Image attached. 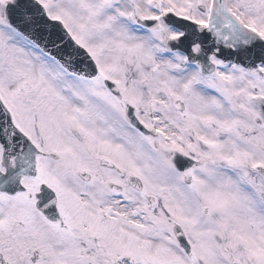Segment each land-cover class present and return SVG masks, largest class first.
<instances>
[{"label": "snow or ice", "instance_id": "6c2138e0", "mask_svg": "<svg viewBox=\"0 0 264 264\" xmlns=\"http://www.w3.org/2000/svg\"><path fill=\"white\" fill-rule=\"evenodd\" d=\"M0 264H264V0H0Z\"/></svg>", "mask_w": 264, "mask_h": 264}]
</instances>
